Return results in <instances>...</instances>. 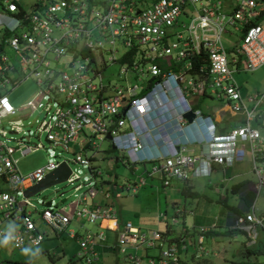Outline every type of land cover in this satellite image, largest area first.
Wrapping results in <instances>:
<instances>
[{"label": "built area", "instance_id": "built-area-1", "mask_svg": "<svg viewBox=\"0 0 264 264\" xmlns=\"http://www.w3.org/2000/svg\"><path fill=\"white\" fill-rule=\"evenodd\" d=\"M136 1L0 0V118L14 113L15 107L7 96L8 86L11 88L21 80L14 75L15 64L5 53L9 47L20 68L27 66L35 77L37 94H48L47 106L51 100L57 103L51 112L46 108L39 124L48 146L66 150L70 141L81 143L70 160H47L21 175L11 153L18 150L24 154L30 150V144L4 147L0 142V224L5 221L8 225H0V241L11 237L9 242L19 246L36 245L42 239L45 233L36 226L32 211L25 208L30 201L23 190L61 160L69 167L70 162L84 166L83 182L75 183L73 188H85L75 193L67 210L44 205L39 210L40 217L57 230L64 228L72 214L89 222L111 218L109 206L90 207L88 203V198L97 193L104 197L110 194L95 179L99 174L95 164L99 148L92 139L108 134V144L125 162L150 160L149 172H161L163 184L168 183L169 176L185 178L188 171L208 174L211 162L230 165L248 156L255 175L251 185L255 196L248 202L238 197V211L228 213L227 218L230 227L245 233L247 245L256 242L264 252V207L257 211L255 206L259 194L264 198V113L256 110L263 94L249 96L254 104L246 108L232 76L234 70L253 69L264 62L261 0H151L142 7L135 6ZM229 28L239 36L225 47L221 34L230 32ZM118 34L123 44L118 58L126 59L120 71L144 76L143 81L141 77L124 83L102 79L99 67L107 65L106 60L114 61L116 51L111 47L110 55L104 59L102 46L106 40L113 45ZM93 49L101 58L96 59ZM61 63L71 66L72 71L61 70ZM206 92L222 99L232 111L243 114L244 123L217 134L210 114L202 113L189 100ZM27 102L33 106L30 100ZM188 110L193 114L190 121L183 115ZM256 117L262 131L249 124ZM167 123L180 133L188 128L190 138L184 134L172 139L165 137ZM192 127L199 130L197 136ZM29 137L28 134L25 138ZM192 142H202L204 149L185 154V144ZM34 146L38 143L34 142ZM79 176L78 169L70 167L65 180L71 183ZM143 182V176H138L130 188ZM180 211L177 207L175 212ZM206 230L201 226L198 231ZM72 232L68 231L70 235ZM102 234L101 230L87 229L79 241L78 257H85L86 263L97 257L92 245L95 237L102 238ZM163 238L156 229L140 230L126 221L117 229L114 246L129 264H177L178 248L174 242L163 243ZM148 247L150 254L145 255L147 261L142 263L138 252Z\"/></svg>", "mask_w": 264, "mask_h": 264}, {"label": "rangeland", "instance_id": "rangeland-1", "mask_svg": "<svg viewBox=\"0 0 264 264\" xmlns=\"http://www.w3.org/2000/svg\"><path fill=\"white\" fill-rule=\"evenodd\" d=\"M136 1L137 7L145 6L151 0ZM261 5L264 6V0H261ZM230 32L221 34V41L226 47L227 42L236 40L239 36L229 28ZM94 35V34H93ZM114 44L111 45L106 40L102 46L101 55L104 59L110 55L111 47H115L114 61H109L106 66L100 69V74L103 80L107 77L113 81H118V72H120V62L118 51L123 47L120 40V34L114 36ZM107 39V38H106ZM169 40H171L169 38ZM82 40H80V43ZM13 52L9 47L5 48V53L13 56ZM94 56L101 58L93 49ZM77 62H74L76 65ZM26 66V65H25ZM90 66L93 67L91 63ZM97 66H99L97 62ZM61 63V70L66 72L72 71V67ZM16 78H21L13 87L8 86L7 96L11 104L15 107L12 114L4 115L0 118V142L3 146L19 147L22 143L30 144V150L24 154H19L18 150L11 153V157L15 158L17 171L21 175L27 174L36 166L44 164L47 160L66 158L70 160L77 150L78 143L70 141L67 149L59 146H48L50 143L45 139V131L39 128L40 121L46 114V108L49 107V112L53 111L57 106L55 100H51L46 104V94L41 97L38 93V86L35 77L28 71V67L21 69L17 59L15 60ZM233 76L240 84V94L246 107L253 104V100L246 98L254 93L264 92V62L252 70H238L233 72ZM136 77H141L143 81L145 77L136 76L133 73H128L129 80L137 81ZM96 81V77H95ZM33 103L31 106L27 101ZM195 100V98H194ZM199 106L203 108V103L208 105L218 106L219 101L201 98ZM15 120L17 122H15ZM222 125L230 127L239 123L238 116L231 120L225 119ZM243 121V119H242ZM255 120H250V125H255ZM18 126V128H17ZM3 130V132H2ZM30 135L27 140L25 137ZM38 134V135H37ZM81 138L79 134L78 139ZM96 140V137H92ZM21 140L22 142H19ZM34 142L38 146H34ZM108 141L103 138L99 143L97 154L96 168L99 174L95 175V179L100 177L114 180V184L119 185L125 179H133L137 173L143 170L142 163H134L137 167L134 170L132 164L123 163L120 159L113 161L111 157L112 150L107 149ZM238 143V142H237ZM187 152L191 154L192 149ZM146 168L150 167L151 161L145 162ZM70 167L78 169L77 179L71 183L66 180H61L49 184L40 190L28 196L30 203L25 206L26 209L32 210V216L37 220L39 230H44L46 236L41 240L38 250L35 246L27 243L20 247H14L11 244L1 246L0 248V264H128L123 255L116 250L97 246L99 250L98 258L93 259L90 263L85 262V257H78L77 253L81 250L78 237H70L67 234L68 229H73L77 235L84 237V227L95 228L94 221L89 222L87 219L79 217L78 220L71 219L65 230L56 232L54 228L45 223L39 218V210L48 205V207H63L67 210V204L73 200L76 194L83 192L84 186L74 189L73 185L77 182H83L84 166L78 162H70ZM227 170V175L222 171L221 166L215 165L208 175H189L185 180H177V189L174 188L175 181L169 180L167 185H162V180L158 173H153L151 176H146L145 184L137 187L135 193L122 191V195L112 200L113 210L115 215L124 219H128L132 224L138 226L140 230L158 229L164 230L166 226L175 232H183L181 228H186L183 232L185 240L195 239L197 234L202 238L199 248L193 243H189L186 251H179L178 264H264V252L261 246L257 243L246 244V235L244 232L233 227H228L225 223L227 211L236 204L238 200V192L236 189L237 181L253 180L254 176L250 170L248 159L244 156L242 160L233 161ZM227 176V177H225ZM106 183H103V186ZM190 190H189V189ZM20 194H18V197ZM41 196H44L42 199ZM98 199V196L95 199ZM175 201L178 205H184L185 208H190L191 212L184 211L177 214L172 213L171 201ZM90 201V199H88ZM94 201V200H93ZM256 210H261L264 207V198L262 194L256 199ZM164 212L163 218L159 219V213ZM170 215L176 219L171 222ZM39 218V219H38ZM165 218V219H164ZM79 222H83L81 225ZM7 222L1 223V225ZM205 226L210 229L204 232H199L198 227ZM111 235V234H109ZM170 233H165L166 240L170 237ZM24 248H29L31 251L25 255L22 251ZM244 248L250 251L245 254ZM206 250V253H203ZM152 251H155L153 249ZM88 256V254H85ZM185 262V263H183Z\"/></svg>", "mask_w": 264, "mask_h": 264}, {"label": "crops", "instance_id": "crops-1", "mask_svg": "<svg viewBox=\"0 0 264 264\" xmlns=\"http://www.w3.org/2000/svg\"><path fill=\"white\" fill-rule=\"evenodd\" d=\"M206 1H208V0H206ZM223 2H227V1H229V0H222ZM224 6V5H223ZM223 33H226V32H223ZM233 42V41H232ZM231 43V42H230ZM230 43L229 42H227L226 43V47H228L229 45H230ZM11 49V48H10ZM12 50V49H11ZM13 51V50H12ZM17 59V56L14 54V52H13V56H11L10 55V61L12 62V64L14 65L15 64V60ZM128 59V58H127ZM126 59H124L123 58V60H121V62H120V65L122 64V63H124V61H125ZM263 63V62H262ZM261 63V64H262ZM107 64H108V62H107ZM104 66H106V65H101L100 67H99V69H101V68H103ZM259 66V65H258ZM257 66V67H258ZM256 68V67H255ZM254 69V68H253ZM119 70H120V67H119ZM243 70H245V69H243ZM248 70H252V69H248ZM234 71H238V70H234ZM233 71V72H234ZM130 71L128 70V71H126L125 73H123L122 71H120V72H118L117 74H118V81L117 82H122V83H124L125 81H130L129 80V78H128V73H129ZM233 72H232V76H233ZM131 73V72H130ZM103 78V77H102ZM233 78H234V76H233ZM112 81L113 79L112 78H109V77H107L106 78V80H104V81ZM234 80L236 81V79L234 78ZM113 82H116V81H113ZM237 82V81H236ZM237 84H238V89H239V94H240V84L237 82ZM260 95L261 93H259V94H257V93H254V94H251V95H248L246 98H248L249 96H253V95ZM262 94H263V98H262V102H259V104H258V106L256 107V110L261 114V113H264V104H263V102H264V92H262ZM207 98V99H209V100H217V101H219V105L218 106H212V105H208V103H203V108L202 107H200L199 106V101L198 100H201V98ZM194 98H195V100H194ZM190 102H191V105L192 106H194V107H197V108H199L200 109V111L202 112V113H204V114H210V116H211V118H212V120H213V122H214V124H215V132L218 134V133H226V132H228L229 131V129H231V128H233V127H236V126H239V125H241V124H243L244 123V116H243V114H241L240 112H234V111H232L231 109H229L228 108V106L224 103V101L222 100V99H220V98H218V97H216V96H214V95H212V94H209L208 92H206V93H202V94H196V95H193L192 97H190ZM240 100L241 101H243V98H242V96H241V94H240ZM249 100V99H248ZM253 101H254V99H252ZM244 103V102H243ZM253 104H254V102H253ZM252 104V105H253ZM245 105V104H244ZM251 105V106H252ZM250 106V107H251ZM246 107V106H245ZM250 107H246V108H250ZM236 116H238V118H239V120H240V122L239 123H236L235 125H233V126H230V127H224L222 124L223 123H225L226 121H225V119H227V120H231L232 118H234V117H236ZM242 119H243V121H242ZM223 122V123H222ZM255 125H251V126H253V127H257V128H259L260 129V131H262L261 130V125H260V119H259V117H256L255 118ZM249 124H250V120H249ZM127 127V126H126ZM191 131H193L194 132V134H195V136H197L198 134H199V130H197L196 128H194V127H192L191 128ZM165 132H166V135H165V137H167V138H170V139H172L173 137H183V134L185 135V136H187L188 138H190V136H191V132L188 130V128H184L183 130H182V132L180 133V130H177L176 129V127L173 125V124H169V123H167L166 125H165ZM105 136V135H104ZM101 137V139H98V138H96V140H95V142H96V146H99V143H100V141L103 139V138H105V139H107L108 138V136L106 135L105 137ZM81 139V138H80ZM80 139H78L77 138V140L79 141ZM108 141V140H107ZM147 142V141H146ZM148 143V142H147ZM80 144L81 143H79L78 144V146H77V150L76 151H78L79 150V148H80ZM204 144L202 143V142H192V143H186L185 144V148L183 149V152L185 153V154H189L188 152H187V150L189 149H192V153L191 154H196V153H198V152H200L201 150H203L204 149V146H203ZM106 147H107V149H109V150H112V153H111V159L113 160V161H116V160H118V159H120L123 163H127L128 165H131L130 163H128V162H125L123 159H122V157H120V153L119 152H117L115 149H114V147L113 146H110V144H108L107 143V145H106ZM151 149H152V146H151ZM98 152V151H97ZM98 154V153H97ZM96 154V155H97ZM191 154H189V155H191ZM247 159H248V161H249V165H250V170H251V172H252V174H253V176H254V179L253 180H244V179H241V180H239V181H237V185H236V189H237V192H238V197H241V199L244 201V202H248L249 200H251V198H254V192H253V190H252V187H251V185H252V183L254 182V180H255V175H254V173H253V170H252V165H251V161H250V159L248 158V156H245ZM243 158H241V159H239V160H242ZM239 160H235V161H239ZM146 163H142V167H143V170L142 171H140L139 173H137L136 175H135V177L133 178V179H125V180H123L119 185H117V184H114L115 182H114V180H111V179H109V178H104V177H102L103 179L102 180H97V184L99 185V186H101L102 188H108L109 189V191H110V194L107 196V197H104L102 194H100V193H97L96 195H94L93 197H90V198H88V199H90V201H88V203H89V206L90 207H95L97 204L99 205V206H109L110 207V209H111V211H112V217L111 218H108V220H111L112 221V223H113V226H109V225H104V224H102V220L103 219H96L95 221H94V223H95V228H88V227H84L85 228V230H84V234H85V231L87 230V229H89V230H91V231H94V232H96V231H102L103 232V237L102 238H96L95 237V244H93L92 245V248L97 252V257H95V258H98V254H99V250L97 249V246H99V245H101L103 248H106V249H112V250H116V251H118V249L116 248V246H114V243L116 242L115 241V239H116V233H117V229L118 228H121L122 226H123V224L126 222V221H129L130 223H131V221L130 220H128V219H122V218H120V217H118V216H116L115 215V212H114V210H113V206H112V200H114V199H116V198H118V197H120L121 195H122V191L123 190H126L127 192H130V193H135L136 192V190H137V187H139L140 185H143V184H145V179H146V176H151L153 173H150L149 172V168H146V165H145ZM215 165H219V166H221V169H222V171L225 173V175H227V170L225 169V168H229V166L231 165H225V164H223V163H218V162H211V166H210V170H209V172H208V174L212 171V169H213V167H215ZM16 166V165H15ZM136 165L135 164H132V168H134V170L136 169ZM17 169V168H16ZM154 173H158V176L161 178V180H162V185H167L168 183H169V180L170 179H173L174 181H175V185H174V188L175 189H177V186H178V184H177V180H185L189 175H208V174H193V173H191L190 171H188V173H187V176L185 177V178H179V177H177V176H169V178H168V183L167 184H163V178H164V175L161 173V172H154ZM138 176H143V178H144V182L142 183V184H136V185H134L135 187L132 189V188H130V185H131V183L133 184L134 183V181L136 180V178H138ZM225 177H227V176H225ZM103 183H106V185H104L103 186ZM34 184V183H33ZM32 185V184H31ZM31 185H29V186H31ZM29 186H27V187H29ZM26 187V188H27ZM25 189V188H24ZM189 189V188H188ZM190 190V189H189ZM116 191H118L119 193L118 194H115V192ZM26 196H29V195H26ZM96 196H98V199L96 198L95 199V197ZM259 196V195H258ZM257 196V197H258ZM262 196H263V194H262ZM257 197H256V199H257ZM94 200V201H93ZM238 201V200H237ZM172 203H171V205H172V213H174V214H177V213H180V212H184L185 210L186 211H188V212H191V209L190 208H185L184 207V205H178V203L177 202H175V201H171ZM177 207H180V209H181V211L180 212H175L176 211V208ZM238 208H239V203H237L236 202V204L231 208V210H229V211H227V213H226V216H225V223L228 225V227H230L229 226V220H228V213H232V212H236V211H238ZM32 211V210H31ZM33 212V211H32ZM31 212V213H32ZM163 214H164V212L162 211V212H160L159 213V219H161V218H163ZM33 217V216H32ZM174 216L173 215H170V220H171V222H175L176 221V219L174 218V220L172 219ZM39 218H41L40 217V215H39ZM38 218V219H39ZM78 218H79V216H76V215H74V214H72L71 216H70V218H69V221L71 220V219H75V220H78ZM34 219V222H35V224H36V226H37V220H35V218H33ZM42 219V218H41ZM165 219V218H164ZM43 220V219H42ZM44 222H45V220H43ZM69 221L67 222V224L69 223ZM2 223H4V222H2ZM45 223H47V222H45ZM81 225H83V222H79ZM48 224V223H47ZM67 224L64 226V228L63 229H61V230H57V229H55L53 226V228H54V230L56 231V232H62V231H64L65 230V227L67 226ZM132 224V223H131ZM1 225V224H0ZM133 226H136V225H134V224H132ZM2 227H7L8 225H6V224H3V225H1ZM108 226V227H107ZM38 227V226H37ZM136 227H138V226H136ZM201 226H199L198 227V230H199V228H200ZM202 227H205V226H202ZM206 228H208V230L210 229L209 227H206ZM39 229V228H38ZM152 229H154V228H152ZM167 230V232L168 233H170L171 235H170V237L169 238H167V240H166V236H165V232H164V230ZM165 229L164 230H158V229H156V230H158V231H160L161 233H162V235H163V239H164V241H163V243H165V242H174V244L176 245V247L178 248V254H179V251L181 250V251H186L187 250V247H188V244L191 242V243H193V246L192 247H195V245L198 247V245L200 244V242L198 241V236H199V234H197V236L195 237V239L192 237V239H190V240H188V241H186L185 240V235L183 234V232L184 231H186V228H184V227H182L181 228V231H183V232H175V231H173L172 232V230H170V228H168V226H166L165 227ZM69 230H72L73 232H72V235H70L69 233H68V231ZM146 230H148V229H146ZM42 231H44V230H42ZM207 231V230H206ZM44 233H45V235L42 237V239L46 236V232L44 231ZM67 234L70 236V237H75V236H77L78 237V240L80 241L82 238H83V236H79V235H77V233L73 230V229H68L67 230ZM83 234V235H84ZM109 234H111V235H109ZM175 234L176 235H178L177 237H175ZM41 239V240H42ZM202 239V238H201ZM41 240L38 242V244H36V245H33V244H29V243H27V244H29V245H31V246H35V248L38 250V248H39V244H40V242H41ZM7 244H11L10 242H8ZM7 244H2V247L3 246H6ZM25 243H23V244H21V245H19V246H14V245H12V246H14V247H20V246H22V245H24ZM79 246H80V244H79ZM201 247V245H199V248ZM1 248V247H0ZM81 248V247H80ZM128 249H131V248H128ZM150 247H148V249H146V250H141L142 252L141 253H139L138 252V254L141 256V260H142V263H145L147 260H146V254H150ZM119 252V251H118ZM119 253H121V252H119ZM203 253H206V250H204V252ZM122 255H123V253H121ZM123 257V259L125 258V256L123 255L122 256ZM94 258V259H95ZM126 260V259H125ZM127 261V260H126ZM70 264H72V262L70 261L69 262ZM127 263L129 264V262L127 261Z\"/></svg>", "mask_w": 264, "mask_h": 264}, {"label": "water", "instance_id": "water-1", "mask_svg": "<svg viewBox=\"0 0 264 264\" xmlns=\"http://www.w3.org/2000/svg\"><path fill=\"white\" fill-rule=\"evenodd\" d=\"M183 115H184V117H186V119L188 121H190L193 114H192V111L188 110V111L184 112ZM107 136H108V134H107ZM69 171H70L69 165L64 160H61V161H59L57 166H55L50 171L46 172L45 175L42 178H40L37 182H35L31 186L25 188L23 190V194L30 196L34 192L40 190L41 188H43L49 184H52V183L57 182V181L65 180ZM41 198L43 199L44 196H41Z\"/></svg>", "mask_w": 264, "mask_h": 264}, {"label": "clouds", "instance_id": "clouds-1", "mask_svg": "<svg viewBox=\"0 0 264 264\" xmlns=\"http://www.w3.org/2000/svg\"><path fill=\"white\" fill-rule=\"evenodd\" d=\"M152 150L156 152V150H154L153 147H152ZM159 150H160L161 153H164V152H165L164 148H162V147H160ZM144 163H145V162H144ZM10 239H11V237H5L3 241H0V243L7 244V243L9 242ZM22 251H23V253H24L25 255H27V254H29V252H30L31 250H30L29 248H24V249H22Z\"/></svg>", "mask_w": 264, "mask_h": 264}, {"label": "bare ground", "instance_id": "bare-ground-1", "mask_svg": "<svg viewBox=\"0 0 264 264\" xmlns=\"http://www.w3.org/2000/svg\"><path fill=\"white\" fill-rule=\"evenodd\" d=\"M102 224L104 225H109V226H113V223L111 220H108V219H103L102 220Z\"/></svg>", "mask_w": 264, "mask_h": 264}, {"label": "trees", "instance_id": "trees-1", "mask_svg": "<svg viewBox=\"0 0 264 264\" xmlns=\"http://www.w3.org/2000/svg\"><path fill=\"white\" fill-rule=\"evenodd\" d=\"M164 232L167 233V230L165 229ZM177 236H178V235L175 234V237H177ZM249 251H250L249 249L244 248V251H243V252H244L245 254H247ZM89 263H90V262H89ZM183 263H185V262H183ZM177 264H178V263H177ZM232 264H235V263L233 262Z\"/></svg>", "mask_w": 264, "mask_h": 264}, {"label": "snow or ice", "instance_id": "snow-or-ice-1", "mask_svg": "<svg viewBox=\"0 0 264 264\" xmlns=\"http://www.w3.org/2000/svg\"><path fill=\"white\" fill-rule=\"evenodd\" d=\"M141 111H143V109H141Z\"/></svg>", "mask_w": 264, "mask_h": 264}]
</instances>
